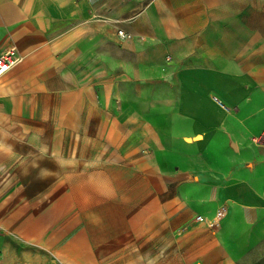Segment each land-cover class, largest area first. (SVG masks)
<instances>
[{
    "label": "crops",
    "instance_id": "0c3cea01",
    "mask_svg": "<svg viewBox=\"0 0 264 264\" xmlns=\"http://www.w3.org/2000/svg\"><path fill=\"white\" fill-rule=\"evenodd\" d=\"M10 49L0 264H239L264 239V0H0ZM45 150L78 199L44 203L18 153Z\"/></svg>",
    "mask_w": 264,
    "mask_h": 264
},
{
    "label": "rangeland",
    "instance_id": "374dc122",
    "mask_svg": "<svg viewBox=\"0 0 264 264\" xmlns=\"http://www.w3.org/2000/svg\"><path fill=\"white\" fill-rule=\"evenodd\" d=\"M22 138V137H20ZM19 138V139H20ZM46 143H51V137L50 139H47L46 137ZM62 143H68V137H62ZM21 155V157H25L30 159V161H36L37 157L42 158L44 157L45 160V166H46V179H45V198H44V203L45 204H51L52 206L57 207L58 205L56 204V202H68L69 199H75L76 197L74 195H69L68 193L64 192L65 188L71 187L72 188V192L74 193V191L76 189H74L75 185H70L68 183L64 184V186L62 184L57 183L56 179L54 177V174H52V169H53V160L54 158L56 160H59L61 162L62 165V170L63 172H67L69 170V158H65V156H68L69 153H65V152H61V153H53V152H49L48 150H45L44 152H21L18 153ZM72 154V153H71ZM74 155V154H73ZM65 165H64V164ZM79 163V161H78ZM81 164H84L83 162H80ZM79 166V165H78ZM84 168V167H83ZM63 172L60 173V175H64ZM58 175V174H57ZM79 185L77 184L76 187H78ZM78 193V190H77ZM79 196L77 195L78 199ZM239 264H264V239L253 248L251 249L248 253H246L239 261Z\"/></svg>",
    "mask_w": 264,
    "mask_h": 264
},
{
    "label": "built area",
    "instance_id": "2783aa9c",
    "mask_svg": "<svg viewBox=\"0 0 264 264\" xmlns=\"http://www.w3.org/2000/svg\"><path fill=\"white\" fill-rule=\"evenodd\" d=\"M117 36L120 39H129V35H126L121 30L117 31ZM15 63L13 50L10 49L2 52L0 54V78H2V76H4Z\"/></svg>",
    "mask_w": 264,
    "mask_h": 264
}]
</instances>
